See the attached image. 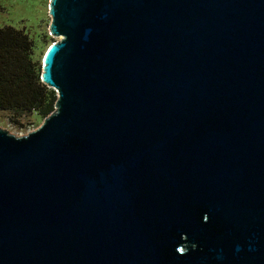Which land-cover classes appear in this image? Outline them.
I'll use <instances>...</instances> for the list:
<instances>
[{"label":"water","instance_id":"1","mask_svg":"<svg viewBox=\"0 0 264 264\" xmlns=\"http://www.w3.org/2000/svg\"><path fill=\"white\" fill-rule=\"evenodd\" d=\"M55 108L0 128V264H264V0H50Z\"/></svg>","mask_w":264,"mask_h":264},{"label":"trees","instance_id":"2","mask_svg":"<svg viewBox=\"0 0 264 264\" xmlns=\"http://www.w3.org/2000/svg\"><path fill=\"white\" fill-rule=\"evenodd\" d=\"M32 41L22 30L0 27V111L20 121L32 113L46 118L55 108L41 81L42 62L32 58Z\"/></svg>","mask_w":264,"mask_h":264},{"label":"rangeland","instance_id":"3","mask_svg":"<svg viewBox=\"0 0 264 264\" xmlns=\"http://www.w3.org/2000/svg\"><path fill=\"white\" fill-rule=\"evenodd\" d=\"M50 0H0V27L12 26L26 33L32 41V58L42 62L50 44L60 40L48 33ZM44 118L32 113L17 121L9 112L0 111V128L17 137L37 129Z\"/></svg>","mask_w":264,"mask_h":264}]
</instances>
